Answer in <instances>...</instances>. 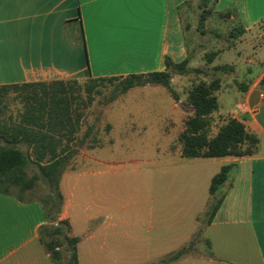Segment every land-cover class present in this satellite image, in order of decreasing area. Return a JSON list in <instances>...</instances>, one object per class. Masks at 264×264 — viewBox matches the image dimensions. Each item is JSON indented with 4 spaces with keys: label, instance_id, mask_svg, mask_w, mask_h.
<instances>
[{
    "label": "crops",
    "instance_id": "crops-1",
    "mask_svg": "<svg viewBox=\"0 0 264 264\" xmlns=\"http://www.w3.org/2000/svg\"><path fill=\"white\" fill-rule=\"evenodd\" d=\"M202 7L229 12V19L244 30L230 49L235 59L228 71L237 74L239 91L226 90L222 83L216 116L241 122L260 143L253 156L209 159L221 161L219 172L228 165L235 169L223 205L207 226L208 253L193 256V248L184 258L186 264H264V0H153L137 6L99 0H0V86L163 72L167 58L177 64L189 58L186 18ZM90 176L69 170L61 181L66 201L61 219L81 239L79 264L163 258L193 242L198 230L177 250H172L174 241L155 248L140 237L119 235L116 205L94 195L86 182ZM46 223L40 203L0 194V264H55L39 241Z\"/></svg>",
    "mask_w": 264,
    "mask_h": 264
},
{
    "label": "rangeland",
    "instance_id": "rangeland-1",
    "mask_svg": "<svg viewBox=\"0 0 264 264\" xmlns=\"http://www.w3.org/2000/svg\"><path fill=\"white\" fill-rule=\"evenodd\" d=\"M201 13L199 10L186 18L190 66L201 73L174 76L172 87L178 100L159 86L121 95L114 85L107 84L85 108L82 101H87V97L81 84L77 102L83 112L79 137L84 139V147L70 167L90 173L86 182L94 195L116 205L119 235L140 237L155 248L159 242L174 241L172 250H177L183 239L198 230L191 238L192 255L197 257L208 253L205 207L210 198L209 179L218 174L221 161L182 157L180 135L191 114L187 97L200 81L211 82L220 77L224 88L230 91H239L240 82L237 74L216 70L233 64L235 55L230 49L235 40L231 32L237 26L211 9L206 27L199 30ZM213 52L219 55L210 63L207 54ZM19 94L11 92L4 117L22 109ZM216 132L217 128L213 133ZM118 242L122 243L120 238ZM167 257H136L130 263L155 264ZM186 263L184 258L176 264Z\"/></svg>",
    "mask_w": 264,
    "mask_h": 264
},
{
    "label": "trees",
    "instance_id": "trees-1",
    "mask_svg": "<svg viewBox=\"0 0 264 264\" xmlns=\"http://www.w3.org/2000/svg\"><path fill=\"white\" fill-rule=\"evenodd\" d=\"M210 14L211 10L202 7L199 30L206 27ZM219 15L230 18L229 12ZM243 33L242 28L236 27L231 37L236 40ZM218 55L219 52L207 54L208 61L213 63ZM191 62L189 55L178 64L167 58V68L163 72L84 82L0 86V194L15 197L22 203L38 202L43 206L47 223L39 230V241L55 264H79L81 239L73 235L71 223L61 219L66 202L61 181L84 147V139L77 136L83 117L82 107L77 102L81 84L87 97V101H82L85 108L96 95L102 94L101 89L107 84L114 85L115 91L121 95L135 88L159 86L178 100L172 87L174 76L201 73V70L190 66ZM230 69L228 66L216 68L226 72ZM221 87L222 80L217 77L211 82L200 81L189 91L187 105L191 114L185 120V129L180 135L183 158L247 157L258 152L260 140L241 122L229 116H216L220 109L217 93ZM14 91L20 92L18 99L22 109L6 118L7 102ZM215 128L217 132L213 133ZM234 169V165L224 166L212 179L211 200L205 213L207 226L211 225L223 205L224 190L232 180ZM193 248L194 241L155 264H175Z\"/></svg>",
    "mask_w": 264,
    "mask_h": 264
},
{
    "label": "snow or ice",
    "instance_id": "snow-or-ice-1",
    "mask_svg": "<svg viewBox=\"0 0 264 264\" xmlns=\"http://www.w3.org/2000/svg\"><path fill=\"white\" fill-rule=\"evenodd\" d=\"M103 4H117L124 6H137L152 3L153 0H99Z\"/></svg>",
    "mask_w": 264,
    "mask_h": 264
},
{
    "label": "built area",
    "instance_id": "built-area-1",
    "mask_svg": "<svg viewBox=\"0 0 264 264\" xmlns=\"http://www.w3.org/2000/svg\"><path fill=\"white\" fill-rule=\"evenodd\" d=\"M260 97H261V99L264 101V91L261 92ZM253 113L256 114V113H257V109H255V110L253 111Z\"/></svg>",
    "mask_w": 264,
    "mask_h": 264
}]
</instances>
